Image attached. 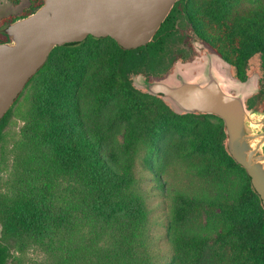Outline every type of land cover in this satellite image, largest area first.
Returning a JSON list of instances; mask_svg holds the SVG:
<instances>
[{
	"label": "trees",
	"instance_id": "1",
	"mask_svg": "<svg viewBox=\"0 0 264 264\" xmlns=\"http://www.w3.org/2000/svg\"><path fill=\"white\" fill-rule=\"evenodd\" d=\"M42 3L29 0L20 14L1 17L0 43L8 41L4 32L8 24L28 16ZM174 9L186 10L182 2ZM187 11L198 33V8L194 5ZM209 11L207 6V39L215 44ZM175 27L167 17L152 40L136 49L93 36L56 47L29 79L0 120L1 161L4 131L13 109L30 102V115L23 119L30 126L26 132L32 129L33 134L19 145L14 158L16 177L6 192H0V264H25L30 250L42 256L26 264H164L152 248L151 209L132 163L139 155L142 133L128 130L124 134V161L118 162L111 149L106 151L107 137L91 127L101 121L99 115L106 117L110 99L124 100L164 122L195 130L193 151L213 154L221 171L242 174L224 231L245 247L238 255L239 264H264V206L245 169L227 149L222 119L206 113L177 114L160 96L132 83L137 75L150 80L169 71L166 52L175 42ZM223 42L232 52L244 51L245 42L234 41L236 48L232 40ZM99 124L104 127L102 121ZM179 198L188 206L191 203L185 196ZM175 210L176 215L181 213L180 208ZM167 229L163 236L183 258L181 264H199L204 244L199 235Z\"/></svg>",
	"mask_w": 264,
	"mask_h": 264
},
{
	"label": "water",
	"instance_id": "2",
	"mask_svg": "<svg viewBox=\"0 0 264 264\" xmlns=\"http://www.w3.org/2000/svg\"><path fill=\"white\" fill-rule=\"evenodd\" d=\"M179 0H43L26 17L8 24L0 43V120L44 65L54 48L89 36L114 40L125 49L149 43ZM134 87L160 96L177 114L206 113L224 124L227 149L245 169L264 206V113L247 109L255 82L234 80L206 53L176 62L162 79L133 78ZM234 92V94H232Z\"/></svg>",
	"mask_w": 264,
	"mask_h": 264
},
{
	"label": "rangeland",
	"instance_id": "3",
	"mask_svg": "<svg viewBox=\"0 0 264 264\" xmlns=\"http://www.w3.org/2000/svg\"><path fill=\"white\" fill-rule=\"evenodd\" d=\"M247 1L257 9L256 11L264 6V0L221 3L223 13L219 17V27H230L236 8L241 5L243 9ZM217 3L216 0L206 3V17V7L209 6L213 19V10ZM28 6L29 0H20L17 5L8 0H0V18L18 15ZM209 23L215 32V23ZM225 35L226 33H223V36ZM125 102L110 99L105 111L106 117L99 115L104 127L100 126L99 119L91 127L93 131L107 137L106 151L107 148L111 149L118 162L124 161L121 155L124 134L128 130L142 133L139 155L132 159V163L151 209L152 248L161 258V263L181 264L183 259L171 250L163 236L170 226L173 231L185 230L199 235L201 242H204L199 264H239L241 259H238V255L245 251V247L239 246V242H235L224 228L234 211L235 198L242 185V174L238 170L221 171L219 166H215L213 154L193 151L191 142L195 138V130L183 128L177 122H164ZM29 106V101L23 103L21 108L16 106L4 131L0 161L1 193L9 189L11 181L16 177L14 158L19 152V145L28 138L31 139L33 134L32 129L30 133L26 132L30 126L23 119H28L30 115ZM108 110L111 112L107 115ZM181 196L187 197L192 204L186 205L185 201L179 198ZM175 208H180L179 215H176ZM41 256L40 252L30 250L24 258V263L40 259Z\"/></svg>",
	"mask_w": 264,
	"mask_h": 264
},
{
	"label": "flooded vegetation",
	"instance_id": "4",
	"mask_svg": "<svg viewBox=\"0 0 264 264\" xmlns=\"http://www.w3.org/2000/svg\"><path fill=\"white\" fill-rule=\"evenodd\" d=\"M209 1L179 0L177 2H182L186 8L182 13H179L177 9L173 10L177 2L174 4L167 16H170V22L176 25L175 42L166 52V60L171 63V67L163 77L158 79L164 78L176 62H196L206 53L215 54L219 58L220 69L228 73L232 79L241 82L248 80L255 82L257 91L245 98V105L249 110L264 113V6L256 11L257 9L253 8L252 4L247 1V5L243 9L241 5L238 6V9L236 8L235 16L230 21L231 26L220 28L221 18L219 17L223 13L221 3L230 4L235 0H216L218 3L213 10L214 17L212 19L216 25L214 27L216 42L212 44L207 39L208 28L206 27L205 16V5ZM194 5L198 8V33H195L192 27V17L188 15L187 11L189 7H194ZM252 9L254 10L252 11ZM223 33L226 35L223 36ZM223 40L245 42L246 49L244 51L233 50L232 52ZM253 41L256 43L253 44ZM233 47H237L235 42ZM255 49L258 51L255 52ZM246 56L250 57L245 58ZM158 79H150L149 81Z\"/></svg>",
	"mask_w": 264,
	"mask_h": 264
}]
</instances>
